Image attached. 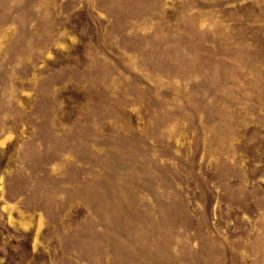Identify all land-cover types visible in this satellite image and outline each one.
I'll return each instance as SVG.
<instances>
[{
	"label": "rangeland",
	"instance_id": "obj_1",
	"mask_svg": "<svg viewBox=\"0 0 264 264\" xmlns=\"http://www.w3.org/2000/svg\"><path fill=\"white\" fill-rule=\"evenodd\" d=\"M0 264H264V0H0Z\"/></svg>",
	"mask_w": 264,
	"mask_h": 264
}]
</instances>
